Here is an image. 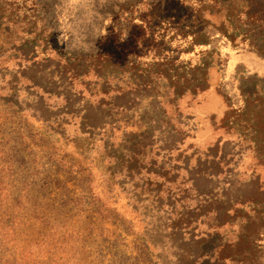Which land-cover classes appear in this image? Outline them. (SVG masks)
Masks as SVG:
<instances>
[{
  "label": "rangeland",
  "instance_id": "rangeland-1",
  "mask_svg": "<svg viewBox=\"0 0 264 264\" xmlns=\"http://www.w3.org/2000/svg\"><path fill=\"white\" fill-rule=\"evenodd\" d=\"M261 19L264 0H0V163L100 207L0 186V264H264ZM69 50L118 67L75 74Z\"/></svg>",
  "mask_w": 264,
  "mask_h": 264
},
{
  "label": "trees",
  "instance_id": "trees-1",
  "mask_svg": "<svg viewBox=\"0 0 264 264\" xmlns=\"http://www.w3.org/2000/svg\"><path fill=\"white\" fill-rule=\"evenodd\" d=\"M34 7H37V2L34 4ZM38 10V8H37ZM254 15H257L256 12H254ZM259 17L262 16V13L258 15ZM258 19V18H256ZM261 30L264 31V21L263 19H261ZM67 55L72 59V62L69 63V66L72 70H74L73 73L77 74L78 71H86L88 69V64H86V60H90L91 65L94 67H97L99 69V72L102 74L103 71L107 70L111 67H118V63H113L114 66L110 65L111 61L106 57V54L104 52H100L99 50H95L93 56H85L84 54H82L81 50L73 52V51H67L66 52ZM105 80H103L102 82H104ZM198 89V88H197ZM116 99V100H115ZM119 99V96H112L109 98V105H116V102ZM11 148L16 149L15 151L17 152H21L22 149L24 148V142H21V146H18L17 148H14V146H12ZM4 149V148H3ZM4 151V150H3ZM22 163H24L23 161H21L20 163H17V165L14 168H10L12 167V165L14 164H6V162L0 163V174H2V172L5 170L6 167H9L10 171H11V178L13 177V181L10 182V178L9 181L5 180V175H0V186L5 185V186H11L15 187L13 192H8L7 195H10L12 193H14L15 191H17L18 197H20L21 192L23 190L26 189L27 192H30L32 190H37L38 192H41L45 189V191L49 194L54 193V195H56V197L59 195L58 200L61 202V206H67V205H80L83 203H89L90 206H92L93 209H100V207L97 205V202H88L87 201V197L86 194H84L85 192L83 190H81V192L79 194L76 193L75 191V184H71L72 189H70V187L67 186V183L69 181H71L69 178H64V180H60L59 178H51V176L49 175H45L43 177H38L35 178L36 175H38V173H36V175L34 177H28L25 174H21L19 172V167L20 165H22ZM9 165V166H8ZM33 168V167H32ZM15 183V184H13ZM19 184H22L23 187H19ZM17 185V186H15ZM38 186V187H37ZM53 187L55 188V190H53ZM1 189V187H0ZM11 189V187H10ZM53 191V192H52ZM55 191V192H54ZM91 192L93 193V191L91 190ZM59 193V194H58ZM96 198L97 196L94 195ZM55 199V198H54ZM98 199V198H97ZM99 200V199H98ZM7 201L4 200L3 198L0 197V206H5L7 205L6 203ZM228 212L229 209L226 208H221L220 210L217 211V217L218 220H220L221 222H218L217 225H222L226 222V219L228 218ZM187 228V226H186ZM185 233V232H184ZM186 233H188L186 231ZM256 233L257 231H254L253 233L249 232L248 230V225L247 223L244 224V226L241 228L240 232H239V240H236L234 242V246H238V247H245L246 244H250L255 240L256 237ZM258 249H260L261 247H258ZM185 252V251H184ZM187 256L192 257L193 254H190L189 252H185ZM219 255H221V253L218 252V260L223 259V263L224 260H227V257L224 256V258L219 257ZM243 264V262H242ZM259 264H263L262 262H259Z\"/></svg>",
  "mask_w": 264,
  "mask_h": 264
}]
</instances>
